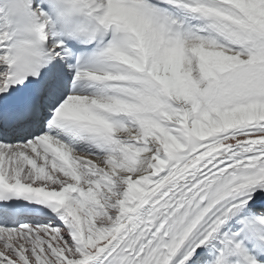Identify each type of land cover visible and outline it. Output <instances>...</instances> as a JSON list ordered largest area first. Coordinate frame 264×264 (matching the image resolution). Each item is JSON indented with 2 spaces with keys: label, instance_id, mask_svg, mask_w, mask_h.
<instances>
[{
  "label": "snow or ice",
  "instance_id": "snow-or-ice-1",
  "mask_svg": "<svg viewBox=\"0 0 264 264\" xmlns=\"http://www.w3.org/2000/svg\"><path fill=\"white\" fill-rule=\"evenodd\" d=\"M0 264H264V0H0Z\"/></svg>",
  "mask_w": 264,
  "mask_h": 264
}]
</instances>
